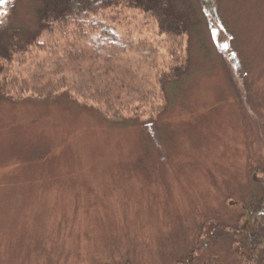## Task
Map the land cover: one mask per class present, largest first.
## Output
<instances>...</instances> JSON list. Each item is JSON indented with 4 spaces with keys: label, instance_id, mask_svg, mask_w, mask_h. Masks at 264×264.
Wrapping results in <instances>:
<instances>
[{
    "label": "rangeland",
    "instance_id": "1",
    "mask_svg": "<svg viewBox=\"0 0 264 264\" xmlns=\"http://www.w3.org/2000/svg\"><path fill=\"white\" fill-rule=\"evenodd\" d=\"M171 2L186 23L185 77L129 0L105 13L109 46L59 33L0 61V264L240 261L232 241L247 231L211 235L264 211V0H214L220 31L198 0ZM38 5L2 11L0 53L27 41ZM57 81L51 98L20 92ZM94 89L117 117L79 97Z\"/></svg>",
    "mask_w": 264,
    "mask_h": 264
},
{
    "label": "trees",
    "instance_id": "2",
    "mask_svg": "<svg viewBox=\"0 0 264 264\" xmlns=\"http://www.w3.org/2000/svg\"><path fill=\"white\" fill-rule=\"evenodd\" d=\"M114 1L115 0H38L39 5L35 10L36 24L34 32L27 33V31H25L28 39L26 37L27 41L19 42L17 43L18 45L9 44L8 41V48L3 49V53H0V61L9 62L12 56L23 54L29 51V48L37 44L40 38L59 33L73 37L77 40H86V37L96 33L98 35L95 38V42H97L98 46H109L110 44H108L107 41L111 40V30L108 28L104 18L105 13L112 6ZM129 1L133 9L149 16L157 25L158 34L164 36L167 41H169L174 46V58L172 63L169 62L167 68L174 77L178 79L181 78V76L185 74L184 72H186L188 69L186 67L187 62L183 57V40L185 37L186 23L184 26L185 21L182 20V16L178 13V11H176L174 4L171 2V0ZM198 1V7L203 13L204 17L208 20L212 29L218 31L219 28L220 31L221 19L218 15V10L214 0ZM18 2L19 0H0V14H2L3 11V21L4 18L10 17L16 8L15 5H17ZM19 32L22 35L24 30H19ZM92 45L94 46V44ZM228 46H230V42L228 43ZM82 52L86 53L87 51L82 50ZM177 55H179V57H177ZM228 60H232V58H228ZM185 76L186 74L183 77ZM35 80L37 79H35L34 76L33 78L29 79L31 86L32 84L35 85ZM39 82L40 81L38 80V83ZM166 82L171 86V88L174 86L171 85L174 84L171 80L167 79ZM60 84L61 81H57L56 83L49 82L43 87H39L37 85V87H33L35 88L34 91L33 88L31 90L25 86L24 88L20 89V92L22 95L27 94L28 97H30L32 94L39 97L43 96L44 94H48L46 98H51V96H54L51 94H57V92L61 90ZM99 91L100 90L98 89H94V93L89 91L79 95V97L90 101L93 104V109L96 108V110H98L101 115L117 117V110L113 108L110 103L105 102L106 100H111L109 95L95 94L99 93ZM74 98L78 99L75 96ZM115 99H117L116 96ZM134 112L136 116L141 115L135 110ZM158 118L159 117H157L155 120H158ZM152 121H154V118ZM257 202L259 201H256V203ZM263 215L264 211L259 212V209L252 207L248 209L245 214L238 218V225L235 229H233V227L230 229L226 225L218 224L216 225L215 229V231L218 232L213 233L211 236H213L214 240H219L222 235L224 236V234L231 236L233 231H247L248 234H246V236L249 237L248 242H245V240L241 238L235 239L232 237V239H235V241H232V246H236L234 251L236 250L235 252L237 253L233 254L237 255V260H240L238 264H264V258L260 259V255L264 254V246H262L260 243H257L255 239H252L253 237L256 238L257 236L264 235V225L262 222H258V219ZM227 231H232V233ZM213 260H216V257L214 259L213 255H206L204 257V262L207 264H211V261Z\"/></svg>",
    "mask_w": 264,
    "mask_h": 264
}]
</instances>
